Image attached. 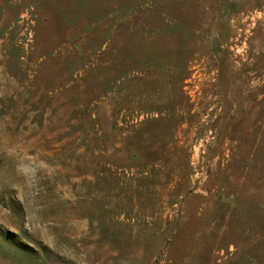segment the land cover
Wrapping results in <instances>:
<instances>
[{
    "label": "rangeland",
    "instance_id": "1",
    "mask_svg": "<svg viewBox=\"0 0 264 264\" xmlns=\"http://www.w3.org/2000/svg\"><path fill=\"white\" fill-rule=\"evenodd\" d=\"M0 264H264V0H0Z\"/></svg>",
    "mask_w": 264,
    "mask_h": 264
}]
</instances>
